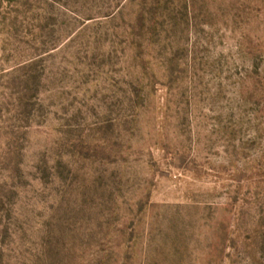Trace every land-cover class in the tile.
I'll return each instance as SVG.
<instances>
[{"label":"rangeland","instance_id":"1","mask_svg":"<svg viewBox=\"0 0 264 264\" xmlns=\"http://www.w3.org/2000/svg\"><path fill=\"white\" fill-rule=\"evenodd\" d=\"M0 264H264V0H0Z\"/></svg>","mask_w":264,"mask_h":264}]
</instances>
